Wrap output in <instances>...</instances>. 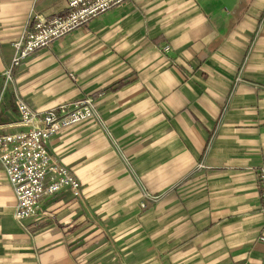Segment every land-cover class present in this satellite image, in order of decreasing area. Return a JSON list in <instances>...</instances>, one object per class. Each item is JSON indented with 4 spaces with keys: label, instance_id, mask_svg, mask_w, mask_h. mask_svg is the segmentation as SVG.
I'll return each instance as SVG.
<instances>
[{
    "label": "crops",
    "instance_id": "obj_1",
    "mask_svg": "<svg viewBox=\"0 0 264 264\" xmlns=\"http://www.w3.org/2000/svg\"><path fill=\"white\" fill-rule=\"evenodd\" d=\"M68 12L0 0V136L26 129L21 102L43 112L92 96L99 115L51 140L78 193L43 197L37 216L13 218L0 166V264H264V0L121 3L8 81L25 23Z\"/></svg>",
    "mask_w": 264,
    "mask_h": 264
},
{
    "label": "built area",
    "instance_id": "obj_2",
    "mask_svg": "<svg viewBox=\"0 0 264 264\" xmlns=\"http://www.w3.org/2000/svg\"><path fill=\"white\" fill-rule=\"evenodd\" d=\"M118 1L120 0H67L69 6L76 10L65 18H53L50 21H38L35 23L34 30L31 32L27 31L22 36L24 39L21 41L27 42L25 52L29 53L48 44L73 30L76 25L84 22V20L106 10L112 3ZM21 108L25 115L24 117H30L26 107L21 105ZM72 121L74 119L66 120L64 124ZM64 124L52 122L50 126L52 130H57ZM39 135V133H31L29 139L25 135L9 136L0 141V161L6 170L9 181L15 187L18 200L16 208L17 219L34 213L38 198L43 193L42 181L46 172L49 170L59 174L57 166H50ZM260 181L264 198V169L261 171ZM71 182L75 183L74 180ZM61 184L60 180L54 182L49 188V193L58 190ZM262 240L264 241V236Z\"/></svg>",
    "mask_w": 264,
    "mask_h": 264
},
{
    "label": "rangeland",
    "instance_id": "obj_3",
    "mask_svg": "<svg viewBox=\"0 0 264 264\" xmlns=\"http://www.w3.org/2000/svg\"><path fill=\"white\" fill-rule=\"evenodd\" d=\"M66 4L69 8V12L66 16L64 17H53V18H65L67 17L69 14H71L72 12H74L76 9L72 8L69 6L67 0ZM132 0H120L118 2L112 3L109 8H107L106 10L98 13L97 15L88 18L86 20H84V22H81L80 24L76 25L75 28H73V30H75L77 27L83 25L84 23L90 21L91 19L95 18L96 16L110 10L111 8H113L114 6L121 4V3H127V2H131ZM53 18H39L37 17L36 20L34 22H26L25 25L23 26V28L21 29V32L19 34V36L12 42V47H13V55L10 61L9 66L4 70L3 75L4 77L10 81L12 78V72L13 69L15 67H17L18 65H20L25 59H27L30 55H32L36 50L43 48L45 46H47L48 44H50L52 41L56 40V39H60L63 36H65L66 34L70 33L71 31L67 32L66 34H63L62 36L52 40L51 42H49L48 44L36 48L34 50H32L31 52H25V48L27 45V42H23L21 41L23 34L27 31H33L34 30V26L35 23H37L38 21H50ZM159 51H162L163 53H169L172 50V46L169 43H163L160 44L158 46ZM25 55V56H24ZM23 56V57H22ZM22 57V58H20ZM20 58V59H19ZM16 60V61H15ZM19 60V61H18ZM71 77L74 78V76L71 74ZM21 105L25 106L26 109L28 110V118H25L23 110L21 108ZM19 111H20V124L22 126H25L26 129L22 130V131H18V132H11L8 134H5L3 136H0V141H3L4 138L9 137V136H18V135H25L27 139L30 138V134L31 133H39V137H40V141L42 143V145H44V149L47 153L48 156V161L50 166H57L58 167V171L59 174L51 172V171H47L44 177V180L42 181L43 184V193L42 195L38 198V204L36 205V208L34 210V213L28 216H24L23 218H16V208H17V196H16V192H15V187L13 186V184L11 183V181H9L8 175L6 173V170L2 164V162L0 161V166L1 169L5 175L6 180L8 181L9 185L11 186L14 195H15V205L13 207L12 210V215L13 218L17 221L20 222L22 219L24 218H28V217H35L40 213V201L43 197L45 196H51L54 193H56L57 191L61 190V189H65L68 188L70 190H72V192L74 194L78 193V181L77 179L71 174V172L64 167V165L58 161L56 158H54V156H52V154L49 151V145L51 140L57 136L60 132V130L66 126H70L73 124H77V123H81L87 120H94V119H98L99 115L96 109V101L94 99V97L92 96H87L78 100H74L72 102H68L65 104H61L55 108H51L48 110H45L43 112H38L35 111L33 109H31L27 104L25 103H20L19 104ZM74 119V121L64 124L66 120H71ZM52 122H59L61 124H64L63 126H60L57 130H52L50 123ZM204 167V165L202 163H198L197 164V168H202ZM264 169V165H261L259 167H257L256 169V179H257V183L258 186L260 188V199H261V204L259 206L261 215L264 218V198H263V187L261 184V171ZM60 180L62 182V184L59 186V189L49 193V188L53 185L54 182ZM74 180V182L76 183H72L71 181ZM146 197H153L149 194H145ZM264 236V223L261 227L258 239L260 242H262L264 244V241L262 240Z\"/></svg>",
    "mask_w": 264,
    "mask_h": 264
}]
</instances>
